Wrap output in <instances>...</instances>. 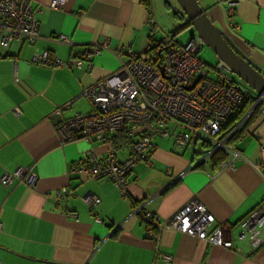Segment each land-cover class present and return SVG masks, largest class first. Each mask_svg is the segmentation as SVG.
<instances>
[{
	"label": "crops",
	"instance_id": "1",
	"mask_svg": "<svg viewBox=\"0 0 264 264\" xmlns=\"http://www.w3.org/2000/svg\"><path fill=\"white\" fill-rule=\"evenodd\" d=\"M29 1L39 12V40L34 45L0 48V179L19 168L38 179L34 188L0 182L1 263L264 264V246L253 255L240 256L172 229L150 239L133 213V203L143 204L145 211L169 220L196 200L216 218L214 227L223 226L227 237H235L237 224L264 201V176L258 169L264 167V116L260 114L245 128L235 146L242 158L234 169L221 170L212 161L199 164L202 145L195 150L181 148L173 138L155 135L152 165L134 167L128 198L109 180L80 176L73 172L77 162L89 155L106 160L112 151L123 162L134 140L117 146L110 140L117 134H111L108 142L80 139L62 144L56 128L76 113L91 112L90 102L80 95L120 68L118 53L129 48L145 52L164 39L167 34L157 19L160 0H148L150 10L144 0H65L64 8L54 11L46 7L51 0ZM198 2L264 76V0ZM229 3L236 7L234 26L225 15ZM151 16L160 27L154 35ZM60 36L68 37L74 47L61 43ZM105 41L110 48L91 60L90 71L33 63L34 54L46 51L51 59L70 62ZM204 59L219 61L213 52ZM70 103L61 118L55 115ZM63 188L75 190L76 196L58 203L56 195ZM87 196L100 200L95 211L86 203ZM97 216L102 224L95 222Z\"/></svg>",
	"mask_w": 264,
	"mask_h": 264
},
{
	"label": "built area",
	"instance_id": "2",
	"mask_svg": "<svg viewBox=\"0 0 264 264\" xmlns=\"http://www.w3.org/2000/svg\"><path fill=\"white\" fill-rule=\"evenodd\" d=\"M65 4V0H51L46 7L53 11L62 10ZM235 9L234 3H229L225 9L232 26L235 25ZM38 13L29 0H0V48L22 43L34 45L40 38ZM149 24L152 35L160 31L153 16ZM59 41L74 47L66 36H60ZM203 46L204 42L197 35L183 46L177 45L174 35L167 34L148 51L136 53L129 48L118 53L120 68L80 95L90 102L91 112L76 113L72 118L62 120L56 133L62 144H68L80 139L108 142L111 134L125 132L134 140L132 152L123 162L113 151L106 160L89 155L76 163L73 172L94 180H109L123 197L128 198L134 167L138 163L152 165V139L155 135L171 137L181 148L195 150L202 145L204 151L199 154V164L206 165L218 152H224L227 158L221 164V170L234 169L242 153L229 143L230 138L245 129L257 107H261L264 116V99L238 85L234 76L222 68V62L213 66L206 64L200 58ZM109 48V42L105 41L87 48L70 62L51 59L46 51L34 54L33 63L50 69L87 67L90 71L91 60ZM124 56L127 61L122 60ZM197 78L199 81L194 85ZM192 86L193 89L189 90ZM248 96L255 99L251 110L230 135L223 137L224 127ZM70 105L55 115L61 118ZM15 114L19 116L18 109ZM258 169L264 176V167ZM37 179L28 169L19 168L15 172H5L0 182L9 186L16 181L34 188ZM75 196V190L63 188L57 192L56 202ZM85 201L91 211L100 204L95 196H87ZM133 213L145 225L150 239H158L166 230L172 229L240 256L245 253L253 255L264 246V201L237 224L235 237H227L223 226L214 227L216 218L196 200L169 220L145 211L143 204L133 203ZM69 215L76 218L75 214ZM95 222L103 223L98 216ZM2 227L0 221V230ZM164 259L171 260L169 257Z\"/></svg>",
	"mask_w": 264,
	"mask_h": 264
},
{
	"label": "water",
	"instance_id": "3",
	"mask_svg": "<svg viewBox=\"0 0 264 264\" xmlns=\"http://www.w3.org/2000/svg\"><path fill=\"white\" fill-rule=\"evenodd\" d=\"M182 14L172 5L170 0H164L166 6L180 19L188 20V26L196 31V35L211 49L222 68L229 74L240 79L255 94L264 99V76L261 68L228 36L217 27L208 13L200 6L198 0H176ZM199 81L196 79L194 85ZM194 86L190 87L192 90Z\"/></svg>",
	"mask_w": 264,
	"mask_h": 264
},
{
	"label": "rangeland",
	"instance_id": "4",
	"mask_svg": "<svg viewBox=\"0 0 264 264\" xmlns=\"http://www.w3.org/2000/svg\"><path fill=\"white\" fill-rule=\"evenodd\" d=\"M172 5L178 10L179 13L182 14V11L180 10V7L176 0H170ZM161 4V14L158 15V21L161 24V26L164 28L163 32L164 34H174L175 32L178 33L175 41L177 42V45H186L187 42L190 40L191 37H194L197 33L194 30L193 27L188 26V20L184 17V19H180L177 16H175L172 11L166 6L164 0H160ZM178 31V32H177ZM161 36V35H159ZM211 54L212 51L209 49L205 44L202 48V51L200 53V58L203 61H206L204 58L206 57V54ZM214 54V53H213ZM207 62V61H206ZM209 66H213L215 63H208ZM234 80L238 85L241 87L247 89L248 91L254 93L246 84H244L240 79L234 76ZM255 94V93H254Z\"/></svg>",
	"mask_w": 264,
	"mask_h": 264
},
{
	"label": "trees",
	"instance_id": "5",
	"mask_svg": "<svg viewBox=\"0 0 264 264\" xmlns=\"http://www.w3.org/2000/svg\"><path fill=\"white\" fill-rule=\"evenodd\" d=\"M144 3L146 5V7L150 10V4L148 2V0H144ZM178 33H174V37L176 38ZM255 102V99L251 96H248L247 100L245 101V103L243 104V106L241 108H239L234 116L232 117V119L227 123V125L224 127V130H223V137H226L228 135H230L232 133V131L234 130V128L236 127V125L240 122V120L251 110L253 104ZM261 114V107H257L252 115L250 116V119L248 121V123L246 124L245 128L247 127V125L250 124V122L256 118L257 116H259ZM245 132V129L242 130L241 132L239 133H236L234 134L231 138H230V141L229 143L232 145V146H236L240 139L242 138V135L243 133ZM118 137L121 139V141H118ZM111 138V137H110ZM110 140H113L114 141V144L117 145V146H122L124 145L125 143L129 144L132 140L131 138H129L125 132H121V133H118L116 137H113L112 139ZM227 158V155L224 153V152H218L213 158H212V164L217 167L219 165H221L225 159ZM1 262V261H0ZM2 264V263H1Z\"/></svg>",
	"mask_w": 264,
	"mask_h": 264
}]
</instances>
